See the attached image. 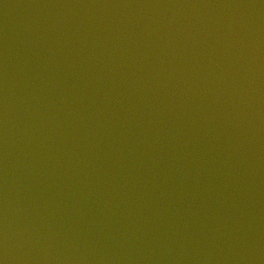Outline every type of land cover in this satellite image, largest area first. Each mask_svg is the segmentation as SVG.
Here are the masks:
<instances>
[{"label": "water", "instance_id": "1", "mask_svg": "<svg viewBox=\"0 0 264 264\" xmlns=\"http://www.w3.org/2000/svg\"><path fill=\"white\" fill-rule=\"evenodd\" d=\"M0 264H264V0H0Z\"/></svg>", "mask_w": 264, "mask_h": 264}]
</instances>
